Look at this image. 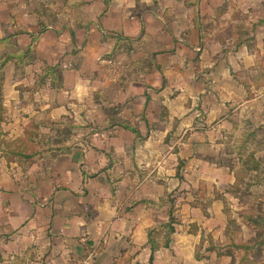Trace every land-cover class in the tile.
Wrapping results in <instances>:
<instances>
[{
    "label": "crops",
    "instance_id": "1",
    "mask_svg": "<svg viewBox=\"0 0 264 264\" xmlns=\"http://www.w3.org/2000/svg\"><path fill=\"white\" fill-rule=\"evenodd\" d=\"M256 4L0 0V264L216 256L202 209L235 175L211 150L257 105L264 124Z\"/></svg>",
    "mask_w": 264,
    "mask_h": 264
},
{
    "label": "rangeland",
    "instance_id": "2",
    "mask_svg": "<svg viewBox=\"0 0 264 264\" xmlns=\"http://www.w3.org/2000/svg\"><path fill=\"white\" fill-rule=\"evenodd\" d=\"M261 8L256 4V26L264 25ZM258 62L264 67V54ZM260 108L257 105L252 123L242 122L244 129L231 130L230 137L211 150L214 158L234 172L235 180L225 188L223 205L210 212L202 209L204 215L214 210L219 213L217 220L224 226L222 230L218 224L214 231L223 241L206 243L202 253L214 251L216 256L206 257L204 264H264V124L260 123ZM198 250H203L202 245Z\"/></svg>",
    "mask_w": 264,
    "mask_h": 264
},
{
    "label": "trees",
    "instance_id": "3",
    "mask_svg": "<svg viewBox=\"0 0 264 264\" xmlns=\"http://www.w3.org/2000/svg\"><path fill=\"white\" fill-rule=\"evenodd\" d=\"M173 205L172 207H169L168 209V221L162 224H159L157 226L151 227L150 229H148V235H149V242L151 245V255H150V261L152 260V254L153 251L156 249V243L154 241V239L152 238V235L154 234H158L159 232H161L163 229L165 230L166 234L168 235V238L170 236V234L174 231V227L172 226V223H176L177 222V218L173 215ZM245 248H248L247 246Z\"/></svg>",
    "mask_w": 264,
    "mask_h": 264
}]
</instances>
